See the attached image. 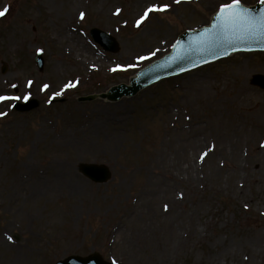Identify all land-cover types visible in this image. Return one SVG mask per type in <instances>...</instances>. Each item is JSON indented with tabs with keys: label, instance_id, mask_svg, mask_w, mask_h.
Instances as JSON below:
<instances>
[{
	"label": "rangeland",
	"instance_id": "374dc122",
	"mask_svg": "<svg viewBox=\"0 0 264 264\" xmlns=\"http://www.w3.org/2000/svg\"><path fill=\"white\" fill-rule=\"evenodd\" d=\"M71 1L48 0L50 9L44 0H0V10L7 8L6 15L0 17V95L21 98L0 104V112L7 113L0 117V264L24 260L28 264H55L68 256L93 253L115 264H251L254 249L259 251L258 246L251 247L253 239L264 232V124L256 119L248 120L258 135L243 150L242 162L247 169L242 176L248 178H243L246 185L242 189L235 186L234 180L216 177L214 188L201 190L193 198L190 190L172 181L180 193H186L185 207L182 205L178 211L198 204L202 207L194 216L191 235L186 226L173 222L178 229L177 239L158 240L148 250L147 238L137 229L132 231L133 225L124 220L147 182L152 153L167 137L169 112L180 107L189 115L183 107L186 86L202 78L216 97L225 87L224 96L231 100L232 92L244 84L252 93L246 112L253 114L256 103L264 102V90L251 84L253 76L264 75L263 53H237L228 60L161 81L119 102L78 100L129 83L139 70L167 54L180 34L209 25L220 5L231 0H181L179 4L175 0H76L85 15L83 19L75 18L70 28L89 48L80 59L97 58L92 67L78 63L75 53H63L65 45L72 46L70 42L54 40L61 28V20L56 17L59 11L54 8L68 11ZM139 1V8L150 3L169 8L149 13L137 27L136 21L146 11L134 18L135 3ZM258 2L241 0L249 6ZM99 4L105 11L112 4L113 16L99 13L95 9ZM93 28L111 34L118 41V52H104L90 36ZM38 54L44 58L42 71L35 62ZM56 65L57 75L53 70ZM45 84L49 87L43 90ZM55 93L62 94L53 98ZM32 99L39 101L38 108L25 113L14 110L16 103ZM53 100L56 102L51 103ZM209 113L207 110L205 117ZM53 158L59 171L69 172L68 185L63 192L58 188L51 200L35 203L32 212L24 205L25 199H20L18 213L35 217L15 221L6 211L5 193L11 178L20 166L52 176L49 164ZM81 164L105 165L110 169V180L104 184L92 182L80 172ZM229 164L223 163L219 172L225 173ZM260 168L263 171L258 173ZM258 177L260 187L253 182ZM71 180L74 184L69 185ZM155 198L142 203L144 211L163 210L162 199ZM72 213L75 220L71 222ZM119 232L130 239L128 248L111 242V236L117 238ZM69 240L77 243L69 247Z\"/></svg>",
	"mask_w": 264,
	"mask_h": 264
},
{
	"label": "bare ground",
	"instance_id": "6f19581e",
	"mask_svg": "<svg viewBox=\"0 0 264 264\" xmlns=\"http://www.w3.org/2000/svg\"><path fill=\"white\" fill-rule=\"evenodd\" d=\"M44 1L45 5L48 6V0ZM87 1L84 0V2ZM141 4V1L135 3L133 11L135 12V19L149 6L153 5V3H150L144 8H139ZM40 5L42 6L41 3ZM110 5L106 11L103 4L95 6V9L99 13L105 11V14L110 13L113 16L114 10L112 11ZM54 9L59 11L56 17L61 20V28L57 34L58 38H54V40L57 43L70 42L72 46L65 45L62 48L63 53L66 55L75 53L78 63L85 67H92L98 61L97 58L90 57V59L84 61L80 59L82 54L89 52V48L82 41L83 38L72 32L70 28L75 18H79L83 10L76 0L70 2L68 11H63L64 8L55 7ZM54 9L50 12L53 13ZM53 70L54 74L57 75L59 72L58 65ZM210 88L212 87L206 83L205 79L195 78L191 84L186 86L184 92L183 107L188 110L190 116L180 107L169 112L166 123L167 137L162 140L158 149L152 153L150 160L151 172L149 170L147 182L141 193L136 194V199L131 205L130 216L124 220V222L133 225L132 231L137 229V233H141L147 238L145 246L148 245L146 247L148 250H152L154 248L152 247L153 244L158 240L160 242L163 239L166 241L171 237L177 239L178 229L171 224L173 222L177 226H186L188 236L191 235L195 229L194 216L197 217L202 211L199 204L189 210L183 208L178 211L182 205L185 207L186 193H180L173 182H178L186 188L185 190H190L189 194L192 193L193 198L201 190L214 188L215 182H217L216 177H223L227 181L234 180L235 186H238L239 189L246 185L243 178H248V176H242V172L247 169V166L242 162V154L244 147L255 140L258 135V130L248 120L256 119L264 124V102L256 103L253 114H251L246 111L248 104L252 101V93L244 84H240L232 92L231 100L224 96L225 87L220 92L219 97L212 94ZM207 110L210 113L208 117H205ZM260 157L261 155L256 158ZM262 160H264V157ZM227 161L230 162L228 169L221 174L219 172L220 167ZM262 165L264 166V163ZM49 166L53 172L52 176L49 177L44 174L43 170L34 167L26 169L20 166L18 172L11 178L5 193L7 197L6 211L15 221L22 220L25 222L28 217H35L32 213L28 217L18 213L20 211L18 205L20 199H25L24 205L26 207L30 206V212H32L35 203L42 199L51 200L56 195L54 192L58 188L59 191L63 192L64 187L68 185L66 177L69 176V172L66 169L59 171L57 160L54 158ZM262 171V168H260L258 173ZM261 175L260 177H262ZM253 182L258 183V187L261 186V178L253 179ZM70 184H74V182L71 180ZM149 197H160L162 199L163 210L159 211L160 214L156 208L148 209L147 212L144 211L142 203L148 200ZM137 202L141 204L138 206ZM55 215L56 213H53L51 217L53 221L56 220ZM69 219L71 222L75 220L73 213L69 215ZM15 221L12 220L11 223ZM141 221L144 222L140 223ZM154 232V237L147 244ZM115 236L117 238L112 239L111 236L110 239L115 246L120 248L129 247L130 239L126 237V234L119 232ZM253 241L251 247L253 245L254 247L258 246L259 251L255 252L254 249L251 264H258V262L256 263L257 258L261 260L259 264H264V232L257 233ZM76 243L74 240H69V247L74 246ZM5 246L8 248L10 245ZM28 263L24 260L16 264Z\"/></svg>",
	"mask_w": 264,
	"mask_h": 264
},
{
	"label": "water",
	"instance_id": "95a60500",
	"mask_svg": "<svg viewBox=\"0 0 264 264\" xmlns=\"http://www.w3.org/2000/svg\"><path fill=\"white\" fill-rule=\"evenodd\" d=\"M244 7L247 8L255 18L264 16V4L262 3H258L254 7ZM92 35L106 50L112 52L118 50L117 44L113 38L97 30H94ZM239 51H264V33L254 32L248 34L239 30L234 32L231 29L222 26V21L219 19L218 12L213 17L212 25L210 27H203L196 31L185 32L179 37L170 54L140 71L136 77L131 79L129 85L121 84L113 87L107 94H102L100 97L108 99L109 101H118L122 97H132L143 88L161 79L175 76L207 63L226 58L232 53ZM37 61L40 68L43 69V59L38 57ZM252 83L264 89L263 76L256 75L253 78ZM93 99H95V96L81 98L80 100L91 101ZM38 105L39 103L33 100L24 105H17L16 109L21 112L31 111L37 108ZM81 171L87 177L98 183H104L110 178V172L104 166L81 165ZM57 264L109 263L104 262L98 254H94L87 258L76 256L69 257L65 260L59 261Z\"/></svg>",
	"mask_w": 264,
	"mask_h": 264
},
{
	"label": "snow or ice",
	"instance_id": "6c2138e0",
	"mask_svg": "<svg viewBox=\"0 0 264 264\" xmlns=\"http://www.w3.org/2000/svg\"><path fill=\"white\" fill-rule=\"evenodd\" d=\"M181 0H175V3L179 4ZM261 3H264V0H260ZM169 8V5H153L149 7L144 14L141 16L139 20L136 21V26L139 27L144 20L148 17L149 13L151 12H164L167 11ZM7 8L4 10H0V17H3L6 15ZM119 14V11L117 12ZM84 13L82 12L80 14V18H84ZM219 19L222 21V26L231 29L232 31H241L244 33H254V32H260L264 33V16H261L260 18H255L251 15L249 10L245 8L241 0H231L229 3H225L220 5L219 7ZM115 71V69H113ZM32 81L28 82V86L31 87ZM72 85H67L66 87H71ZM15 87V85H14ZM49 87V85L45 84L43 86V90H46ZM62 93H55V96L61 95ZM28 97H24V99H27ZM21 98L18 96H3L0 95V104L11 101V100H20ZM7 115V113L0 112V117H3ZM207 155V153H205ZM167 207V206H165ZM11 239V237H9Z\"/></svg>",
	"mask_w": 264,
	"mask_h": 264
}]
</instances>
